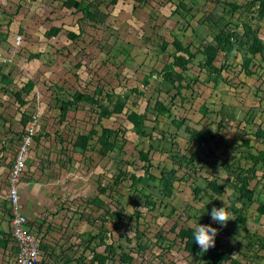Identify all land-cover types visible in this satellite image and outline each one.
Segmentation results:
<instances>
[{
	"label": "rangeland",
	"instance_id": "1",
	"mask_svg": "<svg viewBox=\"0 0 264 264\" xmlns=\"http://www.w3.org/2000/svg\"><path fill=\"white\" fill-rule=\"evenodd\" d=\"M33 1L24 5L28 12L22 11L21 17L17 14L14 24V29L18 26L23 29L20 34L24 35V40L19 44L22 48L18 51V58L22 59L24 65H13L7 73L15 80V90L31 78L40 86L25 96L28 104L24 107L12 95L3 96L0 92V191H5L7 186V169L20 145L19 133L23 131L20 128L19 133L11 136L8 127L18 125L23 111L21 109L26 110L30 117L33 113H40L39 140H36L31 150L19 192L28 220L34 223L33 219L38 218L46 223L41 232L35 229L38 237L41 240L45 237L44 241L55 248L53 256L47 260L44 257L43 263L64 264L65 252L73 259L85 255L88 259L82 263L89 264L92 254L82 243L79 233L97 234L101 225L97 219L105 210H115V201L124 206L126 215L133 214L137 202L144 203L145 190L151 191L157 201L153 210L146 206L140 207L144 212L139 226L143 231L141 241L150 249L142 251L138 248L139 240L127 220L118 230L113 219L107 221L111 231L110 240L117 248V256L124 251L133 256V261L126 264L192 263L194 259L184 244H180L177 231L181 226H196L199 223L216 228L217 222L211 218L210 207L215 208L217 204L223 207L222 200L226 202L230 213L234 201L236 206H244L250 229L264 235V216L258 214V202H239L236 200L239 194L227 183L248 166L241 158L242 152L257 153L264 148L256 134L259 127H264V51L253 57L250 66L253 74L250 76L242 65V57L248 51L246 46L239 44L244 21H250L264 39V18H255L250 14L249 0H185L190 12L183 11V15H172L174 2L178 0H146L143 3L120 0L109 8L103 7L102 12L99 11L100 21L96 23L83 20L82 13H74V10L64 8L61 3H54L45 13L40 11L39 17H32L36 6ZM227 2H236L244 8L232 10ZM4 19L10 21V16L5 15ZM6 23L9 25L10 22ZM52 25L63 29L49 39L45 32ZM222 28L235 31L234 48L226 57L227 68L222 71L224 77L214 85L209 71L202 70L199 65V61L205 59L199 53L189 64L188 75L182 81L191 87L182 89L183 98L173 84L161 79V70L163 67L169 68L173 60L170 54L175 49L172 44L174 35L182 39L185 46L191 45V50L196 52L206 43L214 42L215 34ZM70 31L80 36L70 39L67 36ZM15 33L13 30L9 37L1 38L0 45L7 42L8 46L4 48L9 49ZM165 40L170 45L162 49L161 44ZM224 56L223 52L216 56L217 66L223 63ZM177 71L181 69L177 68ZM151 73L153 77L144 85L143 78ZM192 76H197L198 80L195 81ZM54 83L62 86L66 93L81 90L92 94L99 87L104 93L114 91L120 95L113 99L124 103L122 112L110 119H103V124L128 129L124 146L119 145L103 157L99 154L103 142L99 144L96 136L89 142L86 152L72 149L71 143L78 133L87 132L93 125L98 130L101 128L96 124L97 115L89 110L90 105L86 103L71 110L67 120L62 122L56 101L52 99V93L58 90ZM135 87L144 90L145 95L135 93ZM157 100L166 103L172 112L170 116H154L151 113ZM149 103L146 133L153 135L155 141L149 136L139 139L133 124L127 119L130 111L143 112ZM223 104L227 105L234 119L228 115L224 118L221 114ZM187 126L202 131L208 142L202 144L200 139L191 136L185 130ZM15 129L13 127L12 131L17 132ZM212 134L215 135L213 138ZM245 139H250V146L242 145ZM140 149L149 151L154 174L159 175L163 169L177 170L174 175L175 188L169 198L162 196L160 188L151 182L136 183V187H133L132 178L144 173ZM194 152L199 161L180 164L183 156L190 158ZM35 157L41 158V165L32 167ZM224 163L230 167L227 168ZM262 166H259L255 178L249 182V187L256 188V197L260 198H264ZM118 167H122L126 175L119 185H114L113 178L118 173ZM98 178L109 189L105 194L98 192ZM213 178H217L216 182L225 188L221 195L208 185V181ZM197 187L201 189L198 193L195 190ZM45 192L54 198L53 203L48 195L44 196ZM96 196L101 198V208L87 201ZM6 197L0 194V227L8 230L11 219L7 214L9 206ZM61 201L65 202L63 208L69 206V210H56L54 205ZM232 214L235 216V213ZM175 222L179 223L176 232L172 231ZM47 223L50 226L46 233ZM228 226H223V231L218 235L222 241L229 240L236 247L245 244L241 229L240 236L238 228L235 231V227L231 226L225 230ZM160 234L167 237L168 241L161 244L158 238ZM171 241L175 243L170 246ZM98 251H104V246H99ZM233 253L238 254L242 264H264V253L258 248L241 246ZM13 257L12 252L0 248V264H14ZM77 263L73 260L71 264Z\"/></svg>",
	"mask_w": 264,
	"mask_h": 264
},
{
	"label": "trees",
	"instance_id": "2",
	"mask_svg": "<svg viewBox=\"0 0 264 264\" xmlns=\"http://www.w3.org/2000/svg\"><path fill=\"white\" fill-rule=\"evenodd\" d=\"M31 1V0H30ZM62 2V6L67 9H71L74 13H82V19L83 20H89L92 22H99V11L102 12L103 7L109 8L111 5H115L118 3L119 0H60ZM135 2L143 3L146 0H133ZM8 0H6V3ZM174 2V1H173ZM249 12L250 14L255 18H264V0H249ZM43 4V3H42ZM41 4V6H42ZM54 3L49 5V8ZM232 10L238 11V9L244 8L242 5L234 2H227ZM175 9L172 11V15H183V11L190 12L188 4L185 0H178V2H174ZM22 6L19 5V7ZM40 6V8H41ZM253 8V9H252ZM40 10L37 12V16L40 14ZM15 21H11L9 23V30L7 27L5 28V36L9 37L13 30H15L14 38L22 33L23 29L19 26L17 29H14ZM239 26V25H237ZM243 31L242 35L240 36L239 44L246 46V50L248 51V54L245 55L243 58V70L246 74L252 75L253 71L250 68L253 57L257 56L258 54H262L264 51V39L261 37L260 33L257 31V29L253 26V24L250 21H244L242 23ZM61 26H55L52 25L46 32L45 36L47 38H52L54 36H57L62 31ZM67 36L70 39H77L80 34H77L73 31L68 32ZM235 39V31L234 30H226L225 28L221 29L217 34H215L214 42H208L206 43L202 49L198 48L196 52L191 50V45L185 46L183 44V40L180 39L177 35H174V40L172 44H174L175 49L170 54L173 56V60L169 63V68L163 67L161 70V79L170 82L173 84L180 96L183 98L185 95L182 94V89L184 87L191 88L190 85L187 83L184 85L182 83L183 80L186 79V76L188 75L189 71V64L192 63L194 57L198 55L199 53L202 54L203 57H205L204 60L199 61V65L202 70H208L210 77L214 81V85L218 84V80L223 78L222 71L227 68L226 57L230 55V53L233 51V40ZM170 43L168 41H162L161 48L166 49ZM178 52H182V54L178 55ZM221 52L224 53L225 60L220 66H217L215 64L216 56H218ZM177 68L181 69V71H177ZM153 73L145 75L143 78V84L147 85L150 81V79L153 77ZM214 75V76H213ZM7 76V77H6ZM3 75L2 78H6V84L1 90H7L9 86L12 84V80L10 79L9 75ZM192 78L196 81L198 80L197 76H192ZM227 81V79H224ZM55 84V88H57V92L52 93L53 94V100L56 101L58 104V108L60 109V120L62 122H65L68 118V114L71 110H74L79 107L80 104L86 103L87 105H90L91 111H94L97 115V121L96 124H98L101 128V130H98L96 128V125H93L87 132L78 133L76 138L72 141L71 146L72 149H78L81 151H87L89 142L93 139H95L99 142H103L101 144V148L99 150V154L103 157L107 156L111 150L114 148H117L119 145L124 146V142L126 140V134L128 132V129L125 127L121 128H112L107 127L103 124V119H110L112 118L116 113H121L124 108V103L116 102L114 101L113 97L117 96L114 91L105 92L102 88L96 87L94 93L90 94L81 90H76L73 93H66L62 86ZM35 86V82L32 80H29L26 84H24L21 88V90H18L14 93V96L16 100L18 101L19 105L21 107H24L26 104H28V101L23 97L24 94H30ZM133 91L139 95H145V91L139 89L138 87H135ZM55 95V96H54ZM120 96V95H118ZM150 103L147 105L146 109L143 112L138 111H130L127 114V119L130 123L133 124L134 132L137 134L138 138H143V136H149L152 139L155 137L151 134L146 133V122L149 120V112L150 109ZM229 109H232L233 107H228ZM21 115H22V121L21 124L23 126V131L20 132V139H22V136L26 134V127L29 124V117L30 115L27 114V111L22 109ZM153 113L154 116L162 115V116H170L171 110L168 108L166 103L162 100H157L156 104L153 107ZM221 114L224 115V118H226V115H228L231 119H234L235 116L232 115V112L227 109V105L223 104L221 109ZM186 132H188L191 136L197 137L201 140L202 144H206L208 142V138L203 134L202 131L198 129L191 128L189 126L185 127ZM164 134V131H162ZM257 137L261 139V141L264 144V127H259L257 131ZM215 135L212 134V138ZM35 139L38 141L39 137L38 135L35 136ZM156 139H154L155 141ZM105 142V143H104ZM243 146H250V139H245L243 141ZM70 148V147H69ZM66 150V149H65ZM64 151V150H63ZM31 153L29 154V158L31 157ZM64 153V152H63ZM139 156L144 161L143 169L144 173L140 176H134L132 178L133 180V187H136V183H154L155 186H158L160 188V192L162 196L170 197L173 194V190L175 188V181H174V175L177 172L176 169H171L169 171L163 169L159 175H156L153 173L152 168L153 164L149 155V151H145L144 149L139 150ZM241 158L244 159L248 166L244 169H242V172L234 175V178L231 182H227L229 186H231L234 191H236L239 194V197L236 199L239 202H243L244 204L246 202H258L257 210L260 217L264 216V198L256 197V188H250L249 182L252 178H255L256 172L259 169L260 165H263L262 168L264 169V148L260 149L257 153L250 152V151H244L241 153ZM199 157L196 152H194L190 158L183 156L182 159L179 161L182 165H188L191 161H199ZM41 163L40 157H35L33 160V164L31 166H36ZM224 166L227 168L230 167L228 163H224ZM124 175H126V171L122 169V167H118V173L115 178H113V184L119 185L124 178ZM264 176V173H263ZM184 177H181L182 179ZM99 179V178H98ZM8 182V180H5ZM217 178H213L212 180L208 181L209 187L216 192L218 195H221L225 188L224 186L220 185V183H217ZM108 187L104 185L103 181L101 179L98 180V192L101 194H105L108 191ZM196 192H200L201 189L199 187L195 188ZM160 194V193H159ZM145 201L144 203H138L137 202V208L133 214L126 215V210L124 206H120L116 201L113 205H117L115 207V210L107 209L103 214L99 216L97 220L101 221L100 230L97 234H93L92 232H84L80 234L82 243L85 244L86 248L91 251L92 258L89 259V264H126L131 263L133 261V256L128 252H122L120 256L118 257L117 248L114 245L113 241H111V231L109 230L107 226V221L111 218L113 219L115 229H120V227L123 225L124 221H128L131 228L135 232L136 239L139 240L138 242V248L142 251H145L148 248L145 244L142 243L141 237L143 236V231L139 229L140 226V218L143 216L144 212L141 211L140 207L146 206L149 208V210H153L156 208L157 201L153 198L152 192L145 190L144 194ZM90 204H93L96 207H102L100 205L102 203L100 197H93L92 199L87 200ZM235 201L233 202L232 206V213H235L236 219L233 220L230 224L227 223L226 225H229L228 228H225V230H228L231 228L236 229L238 228L237 233H239V229L242 231V237L246 241L245 244H240L237 247L235 246L233 242L230 243V241H222V238L218 236L220 234V231H223V226L220 225L218 222L216 223V227L218 228V234L216 236V244L214 247L210 248L206 253L201 251V248L198 244L195 243L194 240V230L196 226H181L179 231H177V238L180 239V244H184L185 249L187 250L188 254L191 255V257L194 259L192 263L190 264H242L241 258L238 257V254H234L233 251L236 249V252L239 250V248L242 247H248L249 249L258 248L259 251H262L264 253V235L260 234L259 232L252 231L249 226V217L246 214L245 207L241 206L238 207L235 205ZM220 204H217L215 208H219L222 206H219ZM219 206V207H218ZM213 207H210V210H212ZM229 211V209L227 208ZM8 215L12 216L11 211L8 208ZM44 223V220H43ZM41 223V224H43ZM34 223H30V226L33 227ZM179 227V223L175 222L172 231L176 232V229ZM233 230V229H232ZM233 230V231H234ZM241 236V235H240ZM237 238V236L235 235ZM160 243L163 244L165 241H168L167 237H165L163 234L159 235ZM235 238V239H236ZM129 241H132L131 238H128ZM238 239H236L237 241ZM98 241V242H96ZM96 242V243H94ZM175 241H171L169 245H173ZM9 246H11V250L14 252L17 251V247L14 245V242L12 241L11 234L6 232L2 227H0V248H3L4 250H8ZM99 246H104V251H98ZM40 248L44 253V256L47 260V258H50L54 254V248L50 246L49 244L43 242V240L40 241ZM232 251V252H231ZM233 253V254H232ZM64 257H66V260L64 264H70L73 262V260H76L77 264H83L82 262L85 260L87 261L88 257L85 255H81L80 257L73 259V257H69L66 255L65 252H63ZM161 257V256H160ZM45 259L43 260V262Z\"/></svg>",
	"mask_w": 264,
	"mask_h": 264
},
{
	"label": "built area",
	"instance_id": "3",
	"mask_svg": "<svg viewBox=\"0 0 264 264\" xmlns=\"http://www.w3.org/2000/svg\"><path fill=\"white\" fill-rule=\"evenodd\" d=\"M6 0H0V21L2 10ZM22 36L18 35L15 45L19 46ZM0 60L7 61L8 58L0 51ZM41 125V114L34 113L26 127V134L22 136L20 145L11 162L8 183L6 186L8 206L12 216H10V233L17 252L14 253V264H44L42 250L40 248L39 237L33 227L30 226L25 207L20 201L19 188L21 187L22 175L27 169L29 154L36 142L35 136L38 135Z\"/></svg>",
	"mask_w": 264,
	"mask_h": 264
},
{
	"label": "crops",
	"instance_id": "4",
	"mask_svg": "<svg viewBox=\"0 0 264 264\" xmlns=\"http://www.w3.org/2000/svg\"><path fill=\"white\" fill-rule=\"evenodd\" d=\"M46 1V2H45ZM120 1V0H119ZM30 2V0H9L8 2H7V4H6V6H5V9H3V19H2V21L0 22V40H1V38H3L4 36H5V28L8 26V28H9V25L6 23V22H11L12 20L13 21H15L16 19H17V14L21 17L22 15H23V12L22 11H24V12H28L27 10H25V8H24V5L25 4H28ZM21 3H22V6H20L19 7V5H21ZM33 3H35L36 4V6L34 7V9H33V13H32V17H34V16H36V17H39V16H37V12H38V10H40L42 13H45V11H47V10H49L50 8H49V5L50 4H52V3H61L62 4V2L60 1V0H35V1H33ZM43 3V4H42ZM39 4H42V6H41V8H40V6H39ZM29 6H31V4H29ZM69 10V9H68ZM5 15H8V16H10V21H6L4 18H5ZM6 21V22H5ZM4 46H8V43L7 42H3V43H1V45H0V51H2L3 53H5L6 55H8L9 56V58H8V60L7 61H1L0 60V92H2V95L3 96H7V95H12L14 98H15V96H14V93L15 92H17L18 90H21V88H22V86L24 85V84H26L29 80H32V81H34L32 78L31 79H28L26 82H23L22 84H21V86H20V88L19 89H17V90H15L14 89V82H15V80L13 79V76L12 75H10V73H7V71L8 70H10V69H8V68H10V67H12L13 65H14V67L17 65V64H23L24 65V62L22 61V59L21 58H18L20 55H18V51H19V49H21L22 48V46L21 47H15V46H13V44L12 43H10V47H9V49H5L4 48ZM11 48V49H10ZM10 64H12V65H10ZM3 75H9L10 76V79L12 80V84L10 85V88H9V86H6V87H8V89L7 90H1L4 86H5V84H6V78H2V76ZM7 77V76H6ZM35 82V81H34ZM40 86V83H37V82H35V86H34V88H33V90H32V92L35 90V88H38ZM31 92V93H32ZM53 92H54V90H53ZM30 93V94H31ZM30 94H24L23 95V97L25 98V99H27L25 96H28V95H30ZM70 94V93H69ZM16 99V98H15ZM54 101V100H53ZM56 108H57V110H58V112H59V115H60V109L58 108V104L56 103ZM22 110V109H21ZM21 121H22V115H21V118H20V120H18V125H16V124H14L13 125V127L14 128H16L15 129V131H17V132H14V131H12L13 130V127L12 128H10V127H8L9 128V131L10 132H12L11 133V136L12 135H14V134H17V133H19V130H21L20 128H23V126L22 127H20V125H22L21 124ZM40 129H41V125H40ZM14 133V134H13ZM19 135H20V133H19ZM20 137V136H19ZM69 160H70V158H69ZM39 165H41V163L39 164ZM9 169H10V167L7 169L8 171H9ZM42 173V172H41ZM45 173V172H44ZM40 174V173H39ZM38 174V175H39ZM37 175V176H38ZM3 176V175H2ZM2 179H4V176L2 177ZM39 179V178H38ZM34 181V180H33ZM39 180H37V183H40V181L38 182ZM5 189V191L4 190H1L0 192V194H4V195H6L7 194V191H6V188H4ZM48 192H45L44 193V196H46V195H48L49 196V198H50V200H51V203H53V201H54V198L51 196V195H49V194H47ZM7 198V197H6ZM63 201V200H62ZM60 202V203H57V204H53L54 205V207L56 208V210L57 211H59L60 209H62L64 206H65V202ZM91 205H93V204H91ZM8 207V206H7ZM69 207V206H68ZM68 207H65V208H63V209H67V210H69L68 209ZM10 210V209H9ZM3 211L4 212H6L7 213V211L5 210V209H3ZM26 211V210H25ZM28 212V211H27ZM8 214V213H7ZM10 217V216H9ZM34 221V226H33V228L34 229H36L38 232H41L42 231V229H43V227H44V225L46 224V223H43V221H40V220H38V218H35V219H33ZM87 221H88V219H87ZM30 223H31V221H30ZM39 223V224H38ZM41 223H43V224H41ZM37 224V225H36ZM49 226H50V223H47V225H46V233H47V231H48V228H49ZM3 228V227H2ZM4 229V228H3ZM45 229V228H44ZM6 232H8L9 234H11L10 233V226H9V229L8 230H6V229H4ZM50 231V230H49ZM45 233V234H46ZM84 233V232H83ZM80 234L81 233H79V236H80ZM48 235V234H47ZM46 236V235H45ZM47 238H49L48 236H47ZM81 238V237H80ZM39 240L41 241V239L39 238ZM43 240V242H45L44 240H45V237L42 239ZM82 241V240H81ZM45 243H47V244H49L50 246H52L49 242H45ZM53 247V246H52ZM11 248V246H9V248H8V250H4L3 248H1L2 250H4V251H7V252H12V253H14L15 252V249H14V252L10 249ZM54 248V247H53ZM54 250V252H55V248L53 249ZM44 253H43V251H42V259H44ZM47 259H50V258H47ZM72 263V262H71ZM70 263V264H71ZM44 264H47V263H44Z\"/></svg>",
	"mask_w": 264,
	"mask_h": 264
},
{
	"label": "clouds",
	"instance_id": "5",
	"mask_svg": "<svg viewBox=\"0 0 264 264\" xmlns=\"http://www.w3.org/2000/svg\"><path fill=\"white\" fill-rule=\"evenodd\" d=\"M9 1V0H8ZM7 4V3H6ZM5 4V6H6ZM5 9V7H4ZM3 10H2V17H3ZM1 17V21L2 18ZM0 21V22H1ZM21 35V34H19ZM18 36V35H17ZM16 36V37H17ZM22 36V42L24 40L23 36ZM5 37V36H4ZM3 37V38H4ZM15 37V39H16ZM15 39H13L11 41V43L13 44V46H17L15 45ZM17 47H21V46H17ZM2 52V51H1ZM4 55H6L5 53H3ZM7 56V55H6ZM8 58V57H7ZM34 114V113H33ZM32 114V115H33ZM31 115V116H32ZM31 118V117H30ZM29 118V120H30ZM220 173H221V169H220ZM224 202V206L223 207H219V208H213L211 210V218L213 221L218 222L220 225L222 226H226V224L231 221V220H235L236 217L234 216V214L230 213L227 210V204L224 200H222ZM9 208V207H8ZM258 211V210H257ZM218 234V228H214L211 225H201L200 223L198 225H196L195 230H194V240L195 243L198 244L201 248V251L206 253L210 248L214 247L216 244V236ZM219 235V234H218ZM17 252V251H16ZM232 252V251H231ZM15 253V252H14ZM13 253V254H14ZM233 254V253H232Z\"/></svg>",
	"mask_w": 264,
	"mask_h": 264
}]
</instances>
